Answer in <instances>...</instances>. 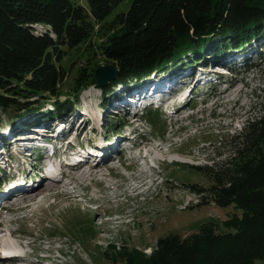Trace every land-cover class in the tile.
Returning a JSON list of instances; mask_svg holds the SVG:
<instances>
[{"label": "trees", "instance_id": "trees-1", "mask_svg": "<svg viewBox=\"0 0 264 264\" xmlns=\"http://www.w3.org/2000/svg\"><path fill=\"white\" fill-rule=\"evenodd\" d=\"M121 1L0 0V110L28 118L26 128L74 112L81 89L94 84L97 63L89 70V56L74 94L62 100L66 47L84 46L118 65L117 78L102 89L106 107L147 77L193 62L221 65L228 53L264 38V0H133L127 12L109 17ZM38 25L49 30L39 32ZM107 115L109 129L115 128V114ZM235 141L227 167H197L213 178L216 204L241 209L223 221L229 230L204 222L185 236L159 237L151 255L110 243L112 264H253L264 258V109Z\"/></svg>", "mask_w": 264, "mask_h": 264}, {"label": "rangeland", "instance_id": "rangeland-1", "mask_svg": "<svg viewBox=\"0 0 264 264\" xmlns=\"http://www.w3.org/2000/svg\"><path fill=\"white\" fill-rule=\"evenodd\" d=\"M75 1L86 3V0ZM132 1H121L109 17L127 12ZM38 29L42 32L49 30V27L38 25ZM99 40L98 37L94 38V42ZM253 45L258 53L246 65L249 68H237L236 74L240 81L222 78L225 84L220 90L230 87L225 93L213 92L212 85L204 88L203 94L209 91L210 96L207 97L209 103L203 106L202 112L196 114L202 105L201 99L196 97L184 108L185 111L192 107L194 109L183 113L191 114L183 121H177L178 117L168 119L159 109L149 110L140 117L143 121L139 122L144 129H149L151 135L144 147L151 152L152 147L159 145L165 158L158 165L156 162L153 174L144 173L138 168V164L124 160L123 153L115 145L111 154L121 157L122 165L116 159L104 162L98 167L97 175L83 174L88 177L84 179L75 174L72 187L62 185L56 193H53L54 189L48 190L36 202L31 201L29 206V201L25 200V203H15L13 209L16 212H4L0 218L4 221L9 218L18 220L2 224L5 231L1 235L9 236L15 243L21 238L30 242L27 248H23L32 255L47 256V264H112L106 256V252L113 251L110 250V243L120 248L137 247L144 254L151 255L159 237L169 234L185 236L198 231L204 222L215 221L219 224V231L229 230L223 226V221L235 213L240 214L241 209L235 204H216L210 190L213 178L207 170L200 171L197 167H227L234 157L235 140L244 134L248 120L263 112L264 38ZM66 50L61 61L68 72L61 83V92L64 93L62 100L74 94L75 77L89 56L93 58L91 65H88L89 70L96 66L95 63L96 68L108 63L104 56L93 51L88 53L84 46L75 49L66 47ZM207 69L209 72L215 70L211 67ZM103 88H97L94 84L82 88L80 106L87 105L88 109L96 110L97 103L103 100ZM201 91V87L195 88L194 95L198 96ZM185 92L186 96L180 101V106L188 100L190 90L186 89ZM178 108L179 106L177 110ZM11 113L10 110H0V134L9 132V126L13 124L22 127L23 120H28L14 117ZM113 118L117 122V130L112 132V128V131L106 130L102 134L92 132L90 129L95 126L91 124L81 133L82 140L91 143L96 138L107 136L114 143L118 137H125L124 130L131 129L125 127V114L121 112ZM75 132L76 130L72 134ZM111 166L115 167L111 170ZM11 177L14 179L15 175ZM0 178L3 179L1 173ZM18 204L19 208L16 207ZM20 208L24 209L20 211ZM215 214L219 216L214 217ZM6 231L15 232L16 237L10 236ZM253 264H264V258L256 259Z\"/></svg>", "mask_w": 264, "mask_h": 264}, {"label": "bare ground", "instance_id": "bare-ground-1", "mask_svg": "<svg viewBox=\"0 0 264 264\" xmlns=\"http://www.w3.org/2000/svg\"><path fill=\"white\" fill-rule=\"evenodd\" d=\"M253 24V22H252ZM256 24V23H255ZM250 25V24H249ZM219 67V66H218ZM228 91V88L227 90ZM153 105H149L148 107H152ZM28 136H33L34 135H31L29 133H27V135H25V139L28 137ZM31 141V139L29 140ZM112 162V161H111ZM103 163H100V162H97V163H94L93 165H88V170L86 172V170L84 169V171L82 172V174H88V175H91L93 173H97V169L98 167H101ZM102 173V172H101ZM97 175V174H96ZM103 175V174H101ZM87 176V175H86ZM43 194H37V195H34L32 197H29L28 195L27 196H24L23 199L28 202V206L30 205L31 201H35L37 200L38 198L40 199V197L42 196ZM42 198V197H41ZM24 202V201H23ZM36 202V201H35ZM38 202V201H37ZM25 203V202H24ZM23 206V205H22ZM25 207V206H24ZM217 217V216H216ZM5 231V228L4 227H1L0 228V246H2V248L0 249V264H12V263H16V264H41L45 261V258L44 256H35V255H32V254H29L28 252L26 251H22L18 248V245L16 243H12L10 241H7L5 244L2 245V242L4 241L3 239V236L1 234H3ZM11 234H14L13 231H9Z\"/></svg>", "mask_w": 264, "mask_h": 264}, {"label": "water", "instance_id": "water-1", "mask_svg": "<svg viewBox=\"0 0 264 264\" xmlns=\"http://www.w3.org/2000/svg\"><path fill=\"white\" fill-rule=\"evenodd\" d=\"M119 73V67L113 62L100 65L95 69L94 74V86L97 88L105 87L110 81L117 78Z\"/></svg>", "mask_w": 264, "mask_h": 264}]
</instances>
